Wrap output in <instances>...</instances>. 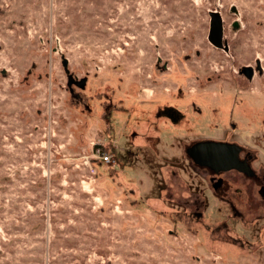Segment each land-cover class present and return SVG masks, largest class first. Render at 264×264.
<instances>
[{
	"label": "rangeland",
	"instance_id": "374dc122",
	"mask_svg": "<svg viewBox=\"0 0 264 264\" xmlns=\"http://www.w3.org/2000/svg\"><path fill=\"white\" fill-rule=\"evenodd\" d=\"M0 264H264V0H0Z\"/></svg>",
	"mask_w": 264,
	"mask_h": 264
},
{
	"label": "water",
	"instance_id": "95a60500",
	"mask_svg": "<svg viewBox=\"0 0 264 264\" xmlns=\"http://www.w3.org/2000/svg\"><path fill=\"white\" fill-rule=\"evenodd\" d=\"M210 27L208 40L212 46L219 49L223 43V25L222 19L217 12L209 13ZM237 27V22L233 24V28ZM252 69L243 68L248 79L252 78ZM234 147L220 143H205L194 147L191 152L192 160L199 166L209 167L213 171H226L236 166L242 167L245 165L238 161L237 149Z\"/></svg>",
	"mask_w": 264,
	"mask_h": 264
},
{
	"label": "flooded vegetation",
	"instance_id": "af4514ba",
	"mask_svg": "<svg viewBox=\"0 0 264 264\" xmlns=\"http://www.w3.org/2000/svg\"><path fill=\"white\" fill-rule=\"evenodd\" d=\"M245 67H248V68H251L250 66H245ZM244 68V67H243ZM243 68H242V70H241V74L243 75V76H245L246 78H247V76H246V72L244 73L243 72ZM252 69V68H251ZM253 70V69H252ZM252 73H253V71H252ZM252 76H253V74H252ZM248 79V78H247ZM252 79V78H251ZM250 80V79H249ZM205 143H217V142H201V143H198V144H196V145H194V147H196V146H198V145H200V144H205ZM220 144H226V145H230V146H232V147H234L233 148V150H236L237 149V157H238V161L240 162V163H242V164H244L245 165V167L244 166H242V167H238V166H236V167H234V168H232V169H230V170H236L237 172H247L249 169H248V166H246V164L244 163V162H242V159H241V157H240V148H238V146H236V145H233V144H231V143H226V142H219ZM193 147V148H194ZM192 148V149H193ZM202 167H204V166H202ZM205 168H208V169H210L209 167H205ZM210 170H212V169H210ZM213 171V170H212ZM226 171H229V170H226ZM213 172H215V173H220V172H223V171H213Z\"/></svg>",
	"mask_w": 264,
	"mask_h": 264
},
{
	"label": "built area",
	"instance_id": "2783aa9c",
	"mask_svg": "<svg viewBox=\"0 0 264 264\" xmlns=\"http://www.w3.org/2000/svg\"><path fill=\"white\" fill-rule=\"evenodd\" d=\"M98 158L104 164H109L111 162V156L107 154H101L98 156Z\"/></svg>",
	"mask_w": 264,
	"mask_h": 264
},
{
	"label": "trees",
	"instance_id": "16d2710c",
	"mask_svg": "<svg viewBox=\"0 0 264 264\" xmlns=\"http://www.w3.org/2000/svg\"><path fill=\"white\" fill-rule=\"evenodd\" d=\"M103 153H104V152H103ZM104 154H105V153H104ZM242 173H245V172H242ZM246 175H247V176H251L252 173H251V174H250V173H249V174L246 173ZM226 190H227V187H226L225 185H223V184H222V185L219 184L218 186L215 187V191H219L220 193L223 192V191L226 192ZM225 192H224V193H225Z\"/></svg>",
	"mask_w": 264,
	"mask_h": 264
}]
</instances>
